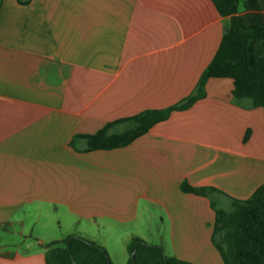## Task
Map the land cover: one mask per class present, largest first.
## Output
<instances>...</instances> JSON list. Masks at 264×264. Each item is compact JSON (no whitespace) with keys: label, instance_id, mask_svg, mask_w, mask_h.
Returning <instances> with one entry per match:
<instances>
[{"label":"crops","instance_id":"0c3cea01","mask_svg":"<svg viewBox=\"0 0 264 264\" xmlns=\"http://www.w3.org/2000/svg\"><path fill=\"white\" fill-rule=\"evenodd\" d=\"M22 1L0 6V228L19 211L23 228V208L37 203L68 218L66 237L100 235L111 261L113 229L148 222L166 229V255L224 264L210 199L180 185L244 200L264 184V110L237 105L232 79L209 78L202 98L125 147L88 150L81 135L191 95L230 17L211 0ZM255 1H241L239 14L264 27V0ZM56 237L42 233L35 250L21 251L23 240L0 246V264H45L46 245L64 240Z\"/></svg>","mask_w":264,"mask_h":264},{"label":"trees","instance_id":"16d2710c","mask_svg":"<svg viewBox=\"0 0 264 264\" xmlns=\"http://www.w3.org/2000/svg\"><path fill=\"white\" fill-rule=\"evenodd\" d=\"M18 1L23 3L22 0ZM211 1L221 16L230 17V26L224 31L221 43L194 92L174 105L163 109H146L109 122L94 134L81 135L87 141L88 150H110L129 145L156 123L166 120L172 111L187 109L202 98L209 78L232 79V98L237 105L261 107L264 110V66H257V60L263 54L264 27L248 23L238 11L241 1L247 9L258 8L256 1ZM118 123H124L126 128L121 132H110V128ZM180 188L210 199L215 212L211 241L224 264H264V184L247 199L228 197L230 210L216 205L212 197L225 195L217 188L194 187L186 181L181 183ZM46 247L45 264H113L104 247L82 236H68ZM128 264L195 263L168 256L162 246L133 237Z\"/></svg>","mask_w":264,"mask_h":264},{"label":"rangeland","instance_id":"374dc122","mask_svg":"<svg viewBox=\"0 0 264 264\" xmlns=\"http://www.w3.org/2000/svg\"><path fill=\"white\" fill-rule=\"evenodd\" d=\"M216 203V205L220 208H223L225 210H230L231 209V204H230V200L226 199L225 197H221V200H218V198L212 197ZM38 204L35 203L32 206H26L25 211L29 214L28 218L25 219V223L24 226L22 228V226L20 225V223H17L15 220H17L18 218H20L22 216V212L19 211L14 217L13 220L14 222H12L11 224H9V226H7V228H0V246H5L6 244L9 243H17L20 242L21 240H23V244L19 243L20 246V250L24 251L25 248L28 246L27 244H29L30 246V250H35L38 249V245L37 243L34 241V239L36 237H39L40 235H42V233L44 234V236L47 238L48 236H57L56 239L58 240L59 238H63L66 239V233H69V230L67 228L68 224H66L64 219V216H62L60 219V215H55L54 213L44 209V210H40L38 209ZM56 219H59L61 221V223L59 224V222L57 223V221H55ZM95 230L93 228H91V231ZM126 231L129 230L130 232H139L138 234H134L133 233L131 235L128 236H124L123 239L118 237V231ZM113 234L112 237L110 238V235L108 236L109 238V244H107V247L109 248L110 254L112 256V261L113 264H128L129 258H130V247H131V240L133 237H139V234H141V236H146L148 234H150L149 232H152V235L155 234L154 236L149 237V239L145 240V242H147L148 244H152V245H159L161 246V244L159 243V235H163L164 237V241H165V245H162L165 248L166 254H169L170 252V248L171 245L168 244V235H166V229H163V227H148V222H144L143 224H139L134 223L133 226H126L121 228L119 227V229L114 228L113 229ZM21 232H23L24 234H28L31 235L32 237H27V238H22L20 236V234H22ZM47 235V236H46ZM77 236V235H76ZM96 240H97V244L99 245H103V243L101 242V236L96 234L95 235ZM85 238V236H84ZM92 238V237H91ZM141 238V237H139ZM88 239V238H86ZM118 239V243H113V241L111 240H117ZM143 239V238H141ZM89 240L90 239L89 237ZM27 241H30V243H28ZM45 246V245H44Z\"/></svg>","mask_w":264,"mask_h":264}]
</instances>
